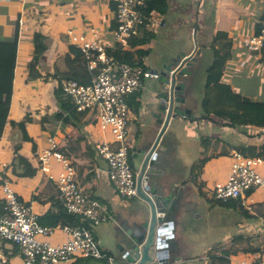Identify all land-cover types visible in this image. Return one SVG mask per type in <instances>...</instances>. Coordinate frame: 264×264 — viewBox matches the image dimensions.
<instances>
[{
	"label": "crops",
	"instance_id": "obj_1",
	"mask_svg": "<svg viewBox=\"0 0 264 264\" xmlns=\"http://www.w3.org/2000/svg\"><path fill=\"white\" fill-rule=\"evenodd\" d=\"M259 1L165 0L166 14L170 16L168 24L162 26L158 21V12H152L149 22L142 27L138 37V40H144V44L137 49L148 52L142 61L149 71L158 68L163 60L168 61L181 52L196 59L198 74L193 79L194 85L187 92V107L192 111V119L201 114L218 118L239 105L237 95L247 99L240 105L250 125L241 128L239 133L232 128L217 127L221 130L220 136L208 138L207 159L192 173L191 168L199 158L200 138L197 139L198 155L189 165L186 152L189 126L201 121L213 126L210 119L192 121L189 118L174 117L168 122L158 143V150L166 155L167 183L171 186L169 193L174 196L173 206L179 218L171 240V256L176 260L174 264H208L211 251H217L216 255L221 256V260H226H219L216 264H233L236 251L242 254L243 237L236 233L237 222L233 223L232 233L223 228L224 221L221 226L219 218L224 207L211 198L213 187L209 188L215 183L225 182L230 173L231 154L236 150L233 146H237L226 140L231 132L234 141H243V146H260L264 143L262 139H250L241 134L243 131L253 134L264 128V57L250 53L246 46L249 38L257 34L264 21L261 19L264 0H261L262 4ZM110 2L111 0H0V41H13L16 38L17 43L8 119L18 122L28 114L30 121L25 129L31 139L24 141L21 131L6 123L0 139V164L5 165L3 176L12 189L24 202L31 205L39 223L48 225L47 218L45 220L44 217L55 213L61 202L54 181L60 167L53 160L56 166L53 171L52 166L50 167V178L38 170L37 157L48 148L49 139L53 138L57 148L73 162L82 189L106 206L107 219L91 229L99 249L113 258L119 236L131 228L130 211L140 201L136 197L119 196L107 178L105 161L97 155L92 157L87 154L84 149L85 141H79L83 137L92 146L95 142L105 141V137L94 126L95 123L77 131L52 118L58 106L53 97L57 81L51 76L55 71H66L65 56L69 54V47L77 48L70 37L72 34L90 38L91 30L94 29L107 49L116 46L113 39L114 9H111ZM60 33L63 35L60 36ZM36 34L45 38L43 43L47 49L40 57V77L27 81V67L34 49L40 46L34 44ZM215 50H218L220 56L227 52L228 58L213 67L217 59ZM153 81L146 80L144 87L129 97L132 104V147L141 138L146 144L152 145L162 127L150 116L155 102ZM31 85L37 86V90L32 89ZM197 105H201V111L196 113ZM16 144L20 145L17 153L14 151ZM222 154L227 156H221ZM7 155L8 158L5 159ZM16 158L19 160L18 166L13 170L10 165ZM258 170L262 173L261 168ZM258 189H264V186ZM258 189L251 193L253 211L247 213L249 216L238 210L240 215L251 220L256 219L253 216L255 209L264 206V200L257 199ZM60 225L58 222L55 226ZM65 239L66 235L60 230H56L48 238L52 244H61ZM203 239L207 243L199 244ZM16 252L14 246L4 247L3 253L10 258V264L19 258ZM225 252L229 253L226 255ZM254 262L263 263L258 260ZM61 264L109 263L93 258H78Z\"/></svg>",
	"mask_w": 264,
	"mask_h": 264
},
{
	"label": "built area",
	"instance_id": "obj_2",
	"mask_svg": "<svg viewBox=\"0 0 264 264\" xmlns=\"http://www.w3.org/2000/svg\"><path fill=\"white\" fill-rule=\"evenodd\" d=\"M114 5V43L127 47L128 39L139 36L145 25L142 9L146 0H111ZM168 14H158L162 26L169 22ZM84 57L87 68L96 71L90 84L74 80L62 82V91L70 99L77 112L97 109L95 124L105 141L95 142L96 155L107 165V178L115 192L123 198L136 197V174L131 166V110L128 98L144 87L146 80L154 75L144 67L117 63L107 54V47L99 34L92 29L91 37L70 35ZM250 53L264 57V21L257 34L247 41ZM40 170L49 175L50 161L60 164L56 188L67 213L96 226L107 219V208L96 199L87 196L81 187L80 178L70 158L57 150V143L49 139L48 148L38 154ZM232 164L225 182L215 183L211 198L216 202L239 201L252 212L251 193L264 186V157H246L240 151L231 154ZM5 165L0 164V264H10L5 256L6 245L16 248V255L23 264H61L78 258H93L111 263L113 258L103 253L95 242L93 231L83 226L42 225L31 205L24 202L3 176ZM261 168L262 173L258 171ZM50 178L51 175H49ZM56 230L66 239L61 244H52L48 238ZM235 264H260L236 261Z\"/></svg>",
	"mask_w": 264,
	"mask_h": 264
},
{
	"label": "water",
	"instance_id": "obj_3",
	"mask_svg": "<svg viewBox=\"0 0 264 264\" xmlns=\"http://www.w3.org/2000/svg\"><path fill=\"white\" fill-rule=\"evenodd\" d=\"M196 59L181 52L151 69L154 77L155 102L150 116L160 125L152 145L139 139L131 148V166L136 174V198L139 205L130 211L131 228L122 233L109 264H174L171 240L179 222L174 210V196L167 183L166 155L158 143L174 117L193 118L187 107V92L198 74Z\"/></svg>",
	"mask_w": 264,
	"mask_h": 264
},
{
	"label": "trees",
	"instance_id": "obj_4",
	"mask_svg": "<svg viewBox=\"0 0 264 264\" xmlns=\"http://www.w3.org/2000/svg\"><path fill=\"white\" fill-rule=\"evenodd\" d=\"M110 7L113 10L114 5L110 2ZM143 15L145 16V23H148L151 17L152 12H158V14H166L167 6L165 0H146V6L142 9ZM264 20V13L261 17ZM115 28V24H114ZM140 35V34H139ZM138 37L128 39V48H123L120 45H116L114 48L107 49V54L112 56L117 63H127L133 66L144 67L143 58L147 56V51L137 49L140 45L144 44V40H138ZM44 37L36 34L34 39V44L40 45L39 48H35L27 67V81H32L40 77L38 73L40 57L46 51V45H44ZM220 40V39H219ZM17 43L16 38L13 41H0V139L3 135L4 126L6 123H9L12 127L18 128L22 133V139L24 141L31 140L26 133V124L30 121V116L25 115L20 121L15 122L8 119L9 115V106L11 102V97L13 94V72L15 67ZM217 59L215 60L213 67L219 62H223L228 58L227 52L223 55H219L218 50H215ZM65 72L55 71L51 76L54 77L57 81V85L53 90V97L58 106L56 113L52 115V118L55 122L59 121L66 126L73 127L77 131H80L81 127L87 126L89 124L95 123V117L97 114V109L93 108L91 110H86L84 112H77L73 104H71L70 99L62 91V82L74 80L79 84L87 85L91 83L92 78L94 77L96 71H90L87 68V63L82 56L79 49L74 46L69 47V54L65 56ZM145 68V67H144ZM131 96V95H130ZM129 96V97H130ZM236 99L239 101V105L224 114L220 117L211 118L209 114H201L199 117H195L192 121H200L201 119H210V122L213 126L216 127H228L236 130L239 133V130L243 127L249 126L250 121L247 118L246 114L242 111L240 103L246 102L247 99L236 96ZM128 103L130 107L132 106L128 98ZM242 135H245L250 139H262L264 140V128L253 134H246L244 131L241 132ZM79 141H85L84 149L87 154L94 157L95 150L94 147L88 143L83 137L79 138ZM208 147V137L200 138V147H199V158L195 161V164L191 168V173L195 168H200L206 161V151ZM20 149V145L16 144L14 146L15 153ZM233 149L240 151L246 157H264V143L260 146H233ZM57 150L63 153L57 148ZM66 155L65 153H63ZM196 176V175H195ZM201 188V187H199ZM83 192L92 198L86 190ZM94 199V198H93ZM223 207L234 208L239 210L245 216H249L248 211L243 208L239 201L228 200L226 202H217ZM45 220L49 226H55L58 222L61 223L60 226H78L82 224L83 226L90 228V223L86 220L81 221L77 216L71 215L66 212L63 207L62 201L58 204V210L55 213H49L45 217ZM39 221V220H38ZM252 252H257V250H250ZM217 251L209 252L208 264H216L217 261L223 262L225 258L222 259L221 256L216 255ZM229 252H225L227 255ZM225 256V255H224ZM111 257V256H110ZM105 261V260H103ZM226 261V260H225ZM224 261V262H225ZM106 262V261H105Z\"/></svg>",
	"mask_w": 264,
	"mask_h": 264
},
{
	"label": "rangeland",
	"instance_id": "obj_5",
	"mask_svg": "<svg viewBox=\"0 0 264 264\" xmlns=\"http://www.w3.org/2000/svg\"><path fill=\"white\" fill-rule=\"evenodd\" d=\"M259 2H261V4L263 3V1L261 0ZM62 35L63 33H60V36ZM61 42H62V39H61ZM36 87L37 86L35 85H31V88L34 90H37ZM200 88H202V86ZM195 110H196L195 111L196 113L201 111V105H197L195 107ZM94 126L96 127V129H98V126L96 124H94ZM220 134H221L220 128L209 126L206 124V122H203V121L196 123L193 126L192 125L189 126V144L186 149L187 156L189 157V165H191L194 162L193 159H195L198 155V140L197 139L201 137L209 138V137L217 136V135L220 136ZM226 140L228 143H231V145H238V146L244 145L243 141L240 143L237 141H234L232 132H231L230 137H227ZM221 156H227V155L222 154ZM97 157L99 156L97 155ZM7 158H8V155L5 157V159ZM53 160L55 159L52 158V161L50 163V167L52 166V171L55 169L54 167L56 166V163H53L54 162ZM18 161L19 160L16 158L15 162L10 165L11 169L13 170L17 169ZM58 166L60 167L59 163H58ZM37 168L40 171V166ZM33 171H35V169H33ZM59 172H60V168H59ZM58 175L59 173H57V176L54 179L55 182H56ZM212 187L213 186H211L209 189H211ZM256 193H257L256 196L258 200H261V199L264 200V189H258ZM240 216H242V219H240L241 218ZM253 216L256 218L255 220L253 219L251 220L249 217L240 215L238 210L234 208H227V207H224V210L220 212L219 220H220L221 226L224 221L223 228L226 231H229L232 233L234 230L233 223L234 221H236L237 222L235 224L236 231H237L236 233H239L243 237V240H241L242 254L239 251H236V253L233 255L235 259L233 264H235L236 261L241 260L242 258L250 262H254V261L257 262V260L262 261L263 263H260V264H264V206L257 207L254 211ZM238 221L240 223H238ZM201 242L203 245L207 243L204 239L200 240L199 244ZM250 250H257V252H252ZM242 255L244 256L242 257ZM13 264H23L22 258L19 257L18 259H16V261H14Z\"/></svg>",
	"mask_w": 264,
	"mask_h": 264
}]
</instances>
